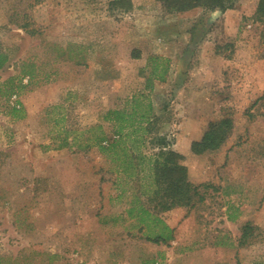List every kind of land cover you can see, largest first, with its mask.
<instances>
[{
  "label": "rangeland",
  "instance_id": "obj_1",
  "mask_svg": "<svg viewBox=\"0 0 264 264\" xmlns=\"http://www.w3.org/2000/svg\"><path fill=\"white\" fill-rule=\"evenodd\" d=\"M259 2L168 13L156 0H131L130 9L115 0H0V50L10 57L0 70V257L21 264H264ZM153 56L169 60L171 73L147 90L150 69H142ZM11 88L17 95L5 96ZM143 92L156 117L136 155H158L156 140L165 139L164 150L186 156L191 181L208 185L205 201L184 207L178 244L164 245L169 261L162 245L146 240L159 228L135 217L144 205L166 222L155 209L161 194L154 195L150 163L129 178L117 153L74 142L58 148L61 126L103 124L113 137L104 115ZM224 117L235 125L225 145L195 155L192 143ZM127 145L133 152L134 140ZM248 223L254 232L241 245Z\"/></svg>",
  "mask_w": 264,
  "mask_h": 264
},
{
  "label": "trees",
  "instance_id": "obj_2",
  "mask_svg": "<svg viewBox=\"0 0 264 264\" xmlns=\"http://www.w3.org/2000/svg\"><path fill=\"white\" fill-rule=\"evenodd\" d=\"M160 3L165 11L168 13L187 12L195 8H204L208 10L221 9L226 11L232 9L236 0H156ZM121 6V8H132L131 0H115L114 5ZM129 6V7H128ZM256 20L259 22L264 21V0H260L257 12ZM136 57H139L135 55ZM10 61L8 53L0 50V70H2ZM169 60L164 59L161 56H153L149 59L148 64L142 69L144 72L146 69H150V75L147 77V90H152L155 87V81L165 82L168 79L170 73ZM29 74L31 78H34L33 73ZM24 75V76H25ZM144 76V75H143ZM9 83V81H8ZM14 88L7 89L5 96L12 97L17 95L14 93ZM18 106L20 108H18ZM22 106L19 104L13 107L14 112H18ZM57 108V107H54ZM61 108V106H60ZM156 117V109L152 99L145 93H139L135 95L128 106L124 109H112L104 115V121L110 123L114 136L110 137L105 126L103 124L92 127L88 130L71 131L70 129L61 126L60 134L64 137L61 140L59 149L71 147L73 142L78 144L79 148L86 149L98 147L101 153L107 157L112 153L119 155V165L124 167V172L129 178H134L136 175L142 174L146 163H150V169L154 170V179L158 183L157 193L154 195H160V201L157 209L158 213H163L172 210L176 207H195L198 202L205 201V196L201 191L203 186L208 185H196L191 181L189 168L186 165V156L182 153L173 150H164L165 139L157 138L156 142L161 146V152L153 157H148L144 153L139 152L136 155V151L140 149V146L146 141V136L150 133V125ZM65 120V116L57 120L59 125ZM235 125L231 117H224L219 121H213L209 124L207 131L200 141L192 143L191 150L195 155H203L208 152L219 150L225 145L234 131ZM73 135L74 139L70 142L69 135ZM86 137L85 144L81 145V138ZM129 140H134L136 146L133 152H130L132 147L126 146ZM148 157V160H147ZM154 158V159H153ZM136 172H133L135 171ZM135 177V178H136ZM159 208V209H158ZM136 208L129 210V215H134ZM141 223H150L155 228H159L156 232H150L146 236V240L155 244H170L175 239L174 230L171 229L166 222L153 213V210H149L141 205L138 214L135 216ZM144 229H140L142 232ZM254 232V226L250 223L246 224L243 228L241 236V245L250 242L251 236ZM150 262V261H149ZM149 262L145 264H149ZM0 264H21L18 258L0 257ZM27 264H31L28 262ZM150 264H156L154 260Z\"/></svg>",
  "mask_w": 264,
  "mask_h": 264
},
{
  "label": "crops",
  "instance_id": "obj_3",
  "mask_svg": "<svg viewBox=\"0 0 264 264\" xmlns=\"http://www.w3.org/2000/svg\"><path fill=\"white\" fill-rule=\"evenodd\" d=\"M171 73V71H170ZM170 73H169V76H170ZM169 76H168V79H169ZM167 79V81H168ZM166 82V81H165ZM213 89H211V94H213ZM190 173V171H189ZM184 207H176V208H173L172 210L170 211H167V212H164L166 214L167 217H165V220L167 222V224L175 230L174 232V235H175V239L171 242H174L176 241L175 243L178 244V241L180 240V231H179V225H180V221H182V217L184 215ZM170 242V244H172ZM170 244H160L162 245V249L161 250V257L162 259H165L166 257V261H169V258H171V260L173 259V255L171 254L170 251H168V248L165 247V246H168ZM158 245V244H156ZM165 245V246H164ZM165 247V248H164ZM161 248V247H160ZM156 264H164V261L162 260L161 262H159L157 259L154 260Z\"/></svg>",
  "mask_w": 264,
  "mask_h": 264
}]
</instances>
